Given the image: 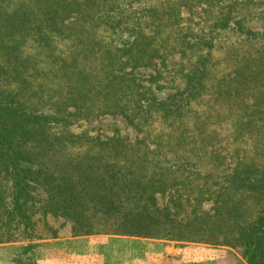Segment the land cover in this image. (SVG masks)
Returning a JSON list of instances; mask_svg holds the SVG:
<instances>
[{
    "label": "rangeland",
    "instance_id": "374dc122",
    "mask_svg": "<svg viewBox=\"0 0 264 264\" xmlns=\"http://www.w3.org/2000/svg\"><path fill=\"white\" fill-rule=\"evenodd\" d=\"M74 1L0 0V21L8 24L0 34L3 89L58 119L47 125L38 159L55 174L71 172L69 162L85 153L125 163V171L129 166L158 187L157 207L183 226L172 239L148 242L187 249L207 263L218 258L211 264H244L230 247L234 233L196 228L204 213L222 203L233 209L242 195L253 202L252 214L259 209V198L231 190L226 180L264 172V0H88L83 7ZM68 8L76 12L68 15ZM52 21L59 33L48 41L34 28ZM107 22L117 27L102 28ZM78 26L91 27L88 40L73 35L81 34ZM83 42L99 54L83 55ZM120 43L121 52L114 51ZM86 76L103 112L93 99L73 100ZM193 78L195 93L186 97ZM105 103L125 110L113 113ZM109 138L136 145L104 158L94 140ZM32 223L12 228L15 242L0 244V264H15L20 251L13 248L26 246L31 231L38 237L28 253L33 264H122L120 256H132L120 254L112 238L119 236L72 240V224L62 217L36 213ZM86 245L93 249L78 250Z\"/></svg>",
    "mask_w": 264,
    "mask_h": 264
},
{
    "label": "trees",
    "instance_id": "16d2710c",
    "mask_svg": "<svg viewBox=\"0 0 264 264\" xmlns=\"http://www.w3.org/2000/svg\"><path fill=\"white\" fill-rule=\"evenodd\" d=\"M80 1H74L73 4L79 7L88 4V0ZM66 12L70 15L76 10L68 8ZM79 13L85 12L79 10ZM51 14L55 18L56 11L50 12L49 16ZM7 25V22L3 24L2 20L0 21V34ZM57 27L52 21L47 28L38 26L34 29L39 32L46 31V36L50 35L49 41L53 40L52 33H59ZM95 27L98 28V25ZM110 27L117 26L113 27L107 22L106 27L102 28L109 30ZM90 28L78 26L77 30H80L81 34L73 35L76 39L88 40ZM73 32L74 29L71 34ZM5 39L0 35V56L6 51ZM83 44L82 54L86 57L94 53L99 54L98 50L94 51L88 46L89 43ZM122 46V43L114 45V51L121 52ZM112 57L109 55L105 63L102 61L99 71L105 69L104 65H107V61L112 60ZM3 70L4 65L0 63V244L14 243L15 238L10 234L12 228L19 230L30 225L32 227V219L36 213L70 221L72 237L108 235L166 240L174 237L171 231L175 227L178 231L182 230L178 227L183 226L171 219L172 214L157 207L155 198L158 187L151 186L141 174L138 177L129 172V166V170L125 171V163L122 166L116 162L108 164L102 162V158L97 154L85 153L80 157L75 155V159L69 162L71 172L55 174V171L48 169L38 159V151L44 147L41 141L47 125L58 119L30 108L20 98L7 93L3 89ZM196 83L194 79L185 89L183 93L186 97L194 95ZM84 86L85 88L77 91L73 100L80 97L93 99L97 102L95 107L98 111L103 112L98 105L101 94L92 92L87 76L84 77ZM117 105L105 103V107L111 112L121 114L125 108L119 107L120 110H116ZM94 143L96 152H104V158L110 154L116 157L136 145L117 138L96 139ZM226 181L231 190L241 194H253L256 196L254 198H259V209L252 214L250 204L253 202H249L242 195V201L233 209H230L229 204L222 203L215 213H204L196 231L234 233L230 247L240 251L244 264H264V172L246 171L235 174ZM144 198L147 201L141 205ZM29 222L31 224H28ZM23 239L28 244L13 248L20 251L15 255L13 263L33 264L28 253L34 248L35 244L32 242L37 241L38 237L31 231Z\"/></svg>",
    "mask_w": 264,
    "mask_h": 264
},
{
    "label": "crops",
    "instance_id": "0c3cea01",
    "mask_svg": "<svg viewBox=\"0 0 264 264\" xmlns=\"http://www.w3.org/2000/svg\"><path fill=\"white\" fill-rule=\"evenodd\" d=\"M90 237L91 236L72 237L71 239L72 240L79 238L86 239ZM112 238L119 239V241L116 240V242L117 244H120L121 247L120 254H122L123 253L122 250H124V251H130L129 253L130 255H132L129 258L130 261H127L126 259L127 256L125 257L120 256L119 260L121 262L123 260L125 261L122 264H211L210 261H214L215 263L216 261H218V258L216 259L209 258L210 261L207 263L208 258H206L207 260L206 259L204 260L201 257L196 258L191 251L189 252L190 254H188L187 249H175L164 244L166 242H148L147 239L145 240V239L125 238V237H116V238L112 237ZM139 240L147 241L148 243L145 242L137 243V241ZM87 247H91L93 249V246L86 245L84 247L79 246L78 250L82 251ZM125 247L128 248H126L125 250L124 249ZM95 250L97 252H102L103 248L95 247Z\"/></svg>",
    "mask_w": 264,
    "mask_h": 264
}]
</instances>
